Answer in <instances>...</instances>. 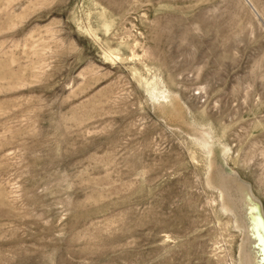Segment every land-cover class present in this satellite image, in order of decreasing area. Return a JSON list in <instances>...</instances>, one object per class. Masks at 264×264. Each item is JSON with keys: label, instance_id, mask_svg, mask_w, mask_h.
I'll return each instance as SVG.
<instances>
[{"label": "rangeland", "instance_id": "rangeland-1", "mask_svg": "<svg viewBox=\"0 0 264 264\" xmlns=\"http://www.w3.org/2000/svg\"><path fill=\"white\" fill-rule=\"evenodd\" d=\"M256 205L264 0H0V264H264Z\"/></svg>", "mask_w": 264, "mask_h": 264}, {"label": "water", "instance_id": "water-1", "mask_svg": "<svg viewBox=\"0 0 264 264\" xmlns=\"http://www.w3.org/2000/svg\"><path fill=\"white\" fill-rule=\"evenodd\" d=\"M256 207H257V205H256ZM257 211H258V207H257ZM258 219H259V223H260V228H261V230H262V232H263V234H264V221H263V219L261 218V216L259 215V211H258ZM244 228H245V233H247L246 231V227H245V225H244ZM248 234V233H247ZM246 234V236H248Z\"/></svg>", "mask_w": 264, "mask_h": 264}, {"label": "bare ground", "instance_id": "bare-ground-1", "mask_svg": "<svg viewBox=\"0 0 264 264\" xmlns=\"http://www.w3.org/2000/svg\"><path fill=\"white\" fill-rule=\"evenodd\" d=\"M247 231H248V233H250V231H251V228H248V229H247ZM256 248H257V247H256ZM248 258H249V257H248Z\"/></svg>", "mask_w": 264, "mask_h": 264}]
</instances>
